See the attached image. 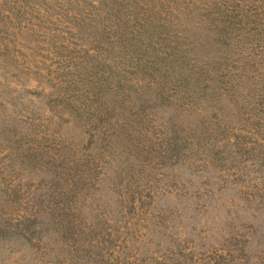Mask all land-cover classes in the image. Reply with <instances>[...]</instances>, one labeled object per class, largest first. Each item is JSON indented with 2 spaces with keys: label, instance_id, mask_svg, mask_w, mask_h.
I'll use <instances>...</instances> for the list:
<instances>
[{
  "label": "rangeland",
  "instance_id": "rangeland-1",
  "mask_svg": "<svg viewBox=\"0 0 264 264\" xmlns=\"http://www.w3.org/2000/svg\"><path fill=\"white\" fill-rule=\"evenodd\" d=\"M0 264H264V0H0Z\"/></svg>",
  "mask_w": 264,
  "mask_h": 264
}]
</instances>
